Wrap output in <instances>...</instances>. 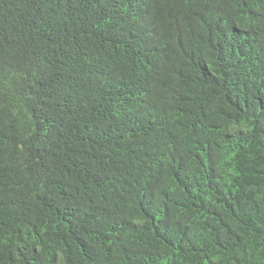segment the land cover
<instances>
[{
	"label": "trees",
	"instance_id": "1",
	"mask_svg": "<svg viewBox=\"0 0 264 264\" xmlns=\"http://www.w3.org/2000/svg\"><path fill=\"white\" fill-rule=\"evenodd\" d=\"M0 264H264V0H0Z\"/></svg>",
	"mask_w": 264,
	"mask_h": 264
}]
</instances>
